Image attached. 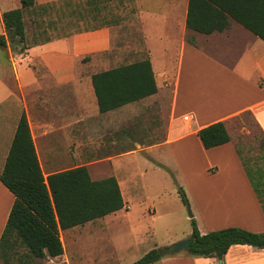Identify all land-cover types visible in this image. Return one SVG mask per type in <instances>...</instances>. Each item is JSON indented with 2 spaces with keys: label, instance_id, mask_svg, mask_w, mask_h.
I'll return each mask as SVG.
<instances>
[{
  "label": "crops",
  "instance_id": "0c3cea01",
  "mask_svg": "<svg viewBox=\"0 0 264 264\" xmlns=\"http://www.w3.org/2000/svg\"><path fill=\"white\" fill-rule=\"evenodd\" d=\"M53 3L58 6L54 8ZM189 3L35 0L33 6L23 10L27 50L19 52L10 43L1 48L8 59L0 57V149L7 151L6 141L11 146L17 124L25 115L47 178L80 167L74 165L81 149V133H87L90 139L111 133L109 146L113 152L100 161L113 164L116 173L109 177H115L120 186L122 159L132 151L117 147L127 144L132 127L135 133L141 132L137 124L142 127L145 117H160L163 126L154 125L152 137L159 134L161 142L137 146L148 155L162 147H169L171 153L183 148L191 154L194 147L207 158L205 181H199L198 187L193 185L190 193L195 195L199 190L202 199L215 201L216 215H227L207 221L204 230L199 226L201 234L230 227L264 233V143L259 149L260 164L251 166L239 142L249 135L243 121L247 115L260 128L264 142V41L232 18L222 32L203 34L189 29ZM110 4L112 19L103 16L104 23L90 28ZM18 8H22L20 0H0V34L5 32L3 13ZM145 59L150 60L155 73L157 93L101 113L93 75ZM179 108L184 109L181 118ZM185 116L191 117V122H185ZM221 121L230 142L205 149L198 132ZM152 162L159 163L154 158ZM251 175L260 183L263 198L255 190ZM233 201H239L238 208L247 214L240 215L233 209L235 203L227 207ZM14 202L15 196L0 181V239ZM123 210L96 221L128 225L132 232L136 229L133 215H117ZM234 210L235 216L230 215ZM72 261L64 248L62 256L36 259L34 264ZM154 264H264V249L234 245L221 260L175 253Z\"/></svg>",
  "mask_w": 264,
  "mask_h": 264
},
{
  "label": "trees",
  "instance_id": "16d2710c",
  "mask_svg": "<svg viewBox=\"0 0 264 264\" xmlns=\"http://www.w3.org/2000/svg\"><path fill=\"white\" fill-rule=\"evenodd\" d=\"M22 8L3 13L5 32L0 48L15 44L19 52L27 50L23 10L35 0H20ZM229 18L237 21L264 41V0H190L187 25L203 34L222 32ZM99 111L106 113L157 93L158 88L149 59L123 65L93 75ZM205 149L230 142L223 121L198 132ZM251 174V173H249ZM264 171H261V177ZM253 186L263 198L260 183L251 175ZM0 181L13 193L15 202L0 239V257L5 264H34L36 259L57 258L64 254L61 233L115 214L125 207L115 177L93 180L86 166L50 174L45 178L28 120L20 118L7 155ZM185 206L190 202L179 189ZM188 254L221 260L234 245L264 249V233L231 227L201 234L192 220ZM19 247L25 251L20 253ZM153 249L132 264H154L168 256Z\"/></svg>",
  "mask_w": 264,
  "mask_h": 264
},
{
  "label": "rangeland",
  "instance_id": "374dc122",
  "mask_svg": "<svg viewBox=\"0 0 264 264\" xmlns=\"http://www.w3.org/2000/svg\"><path fill=\"white\" fill-rule=\"evenodd\" d=\"M53 5L54 8L58 6L55 3ZM112 8L111 4L104 8L101 15L97 16L101 19L91 24L90 28L104 23L103 16L112 19L114 12ZM0 57L3 61L8 59L6 52L1 48ZM163 110L165 111L166 107L163 106ZM183 111L184 109L179 108L180 118L183 116ZM243 121L246 122L245 127L249 135L247 139H239L240 146L246 162L256 166L261 160L259 149L260 144L264 143L261 141L262 134L249 115L244 116ZM161 122L160 117L154 116L153 119L145 117L142 127L139 123L137 124L141 132L135 133L132 127L128 131L127 144L117 147L132 151L130 156L122 159L120 166L119 183L126 205L117 215H133L132 222L136 229L134 227L130 232L128 225L114 226V223L96 221L62 232L61 240L66 255L73 260L71 264H132L153 249L165 250L191 238L192 220H195L197 226H201L204 230L207 228V221L217 216L227 215H216L218 208L215 201L202 199L199 190H196L195 195L191 194L193 185L198 187L199 181H205L203 174L207 163V158L199 155L194 147L191 154H187L183 148H177L171 153L169 147H162L151 150L148 155L137 146L138 143L161 142L159 134L155 138L159 137L160 140L152 137L153 126L162 127L164 122ZM178 124L182 127L181 121H178ZM112 136L111 133H107L101 134L98 139H90L87 133H81V149L74 166L85 165L93 179H103L111 176L112 172L116 173L113 164L100 161L113 152L109 146ZM5 144L8 151L10 143L6 141ZM7 151L0 149V169L4 164ZM152 158L159 163L153 164ZM180 187L188 195L190 207L182 202ZM238 202H229L227 207L235 203L233 209H237L240 215H246L245 209L241 212L238 208ZM225 210L228 209L225 208ZM230 215L235 216V210ZM19 251L23 253L25 250L19 247ZM0 264H5L1 257Z\"/></svg>",
  "mask_w": 264,
  "mask_h": 264
},
{
  "label": "water",
  "instance_id": "95a60500",
  "mask_svg": "<svg viewBox=\"0 0 264 264\" xmlns=\"http://www.w3.org/2000/svg\"><path fill=\"white\" fill-rule=\"evenodd\" d=\"M190 239H187L185 241L179 242L173 246H170L168 248H166L165 250H163L166 254H174V253H178L181 251H185L188 252L189 248H190Z\"/></svg>",
  "mask_w": 264,
  "mask_h": 264
},
{
  "label": "built area",
  "instance_id": "2783aa9c",
  "mask_svg": "<svg viewBox=\"0 0 264 264\" xmlns=\"http://www.w3.org/2000/svg\"><path fill=\"white\" fill-rule=\"evenodd\" d=\"M191 120H192V119H191V117H189V116H185V117H184V121H185V122H191Z\"/></svg>",
  "mask_w": 264,
  "mask_h": 264
}]
</instances>
